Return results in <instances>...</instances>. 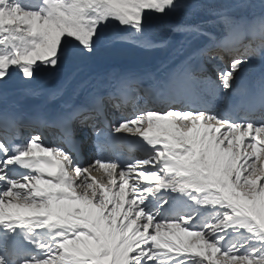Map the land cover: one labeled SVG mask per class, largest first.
<instances>
[{"label":"snow or ice","instance_id":"obj_1","mask_svg":"<svg viewBox=\"0 0 264 264\" xmlns=\"http://www.w3.org/2000/svg\"><path fill=\"white\" fill-rule=\"evenodd\" d=\"M120 45L163 55L39 89ZM0 264H264V0H0Z\"/></svg>","mask_w":264,"mask_h":264},{"label":"bare ground","instance_id":"obj_2","mask_svg":"<svg viewBox=\"0 0 264 264\" xmlns=\"http://www.w3.org/2000/svg\"><path fill=\"white\" fill-rule=\"evenodd\" d=\"M162 55V53L148 52L132 45L128 48H114L103 52L90 64L82 65L72 71L65 72V75L72 82L79 79L89 83H96L97 80H92L93 78L89 74L95 73L102 77L115 69L150 66L156 63ZM63 74L60 75L63 76ZM256 77H260V74H257ZM255 78L248 82L252 87L256 84Z\"/></svg>","mask_w":264,"mask_h":264}]
</instances>
